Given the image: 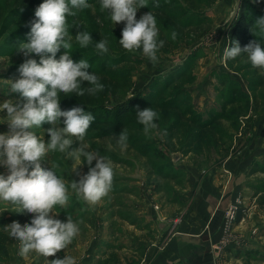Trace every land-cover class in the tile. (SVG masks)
I'll use <instances>...</instances> for the list:
<instances>
[{"label": "rangeland", "instance_id": "rangeland-1", "mask_svg": "<svg viewBox=\"0 0 264 264\" xmlns=\"http://www.w3.org/2000/svg\"><path fill=\"white\" fill-rule=\"evenodd\" d=\"M196 1L202 6L207 2ZM88 2L90 6L78 17H69L75 19L69 31L73 36L84 30L92 32V44L81 48L73 40L71 50L74 60L83 56L89 60V72L95 71L105 85L90 95L92 106L101 105L114 115L117 101L134 99V110L139 106L157 111L158 128L145 133L135 117L125 127L128 147L121 150L113 138L125 128L116 136H107L108 125L96 121L108 113L95 114L86 140L91 149L114 162L111 188L95 203L78 197L70 187L71 181H79L88 172L87 163L74 169L73 161L59 152L49 153L41 161L43 167L58 165V175L68 185L66 206L50 215L61 220L69 215L80 229L66 249L47 259L68 253L77 257V264H157L156 256L173 238L184 237L189 241L186 249L194 257L191 261L264 264V71L248 65L247 60V68L232 71L222 58L242 7L264 16V0H212L204 12L212 20V29L200 37L189 34L192 29L186 27L197 16L181 17L179 9L171 11L172 6H184L182 0H147L146 6L138 9L137 19L152 11L159 38L165 41L155 62L140 49H124L118 42L124 22L114 25L106 10L100 9L99 0ZM155 2L165 8L166 16L153 11ZM41 3L0 0V102L11 99L22 103L25 99L3 80L19 77V65L27 57L17 47L27 41L30 16ZM171 17L179 26L171 23ZM103 37L109 41V51L100 54L94 43ZM65 52L61 49L57 59ZM31 55L39 62V54ZM83 85L88 87L89 82ZM235 87L242 93L240 98L232 93ZM158 89L167 92L158 98L153 92ZM67 96H61L62 109L89 108ZM153 101L158 104L150 106ZM162 103L174 108H164ZM6 116L7 110L0 113L4 119L0 132L9 131ZM203 122L206 127L201 126ZM49 127L45 123L35 129L45 142L49 137L43 129ZM78 146L75 142L72 147ZM7 171L0 165V173L6 175ZM15 211L10 202L0 201V214L8 216ZM231 211L235 212L233 220ZM28 215L31 221L35 213ZM8 246L10 257L0 259L1 264H45L46 258L35 252L20 256L19 244L11 238Z\"/></svg>", "mask_w": 264, "mask_h": 264}, {"label": "clouds", "instance_id": "clouds-1", "mask_svg": "<svg viewBox=\"0 0 264 264\" xmlns=\"http://www.w3.org/2000/svg\"><path fill=\"white\" fill-rule=\"evenodd\" d=\"M146 2L99 0V6L106 10L114 25L124 22L119 44L127 50L140 49L155 62L157 51L165 41L159 38L157 17L152 11L137 19L138 9L145 7ZM89 6L88 0H42L30 22L27 41H21L17 47V51L27 57L19 65V77L3 80L25 99L22 103L11 99L0 102V113L7 110L9 127L8 132H0V165L8 170L6 175L0 173V201L10 202L16 213L35 215L30 223L21 225L15 221L0 230L18 242L20 256L27 257L35 252L46 258L45 264H77V257L68 253L51 260L47 257L66 249L80 229L79 223L69 215L67 220L50 215L53 211L58 214L59 208L66 206L68 185L63 176L58 175V165L49 162L51 167H43L41 161L46 160L49 153L59 152L73 161L74 169L87 163L90 166L88 172L79 181H71L70 187L89 203L102 198L113 180L114 162L91 149L86 140L87 130L96 118L93 112L79 105L70 109L60 106L63 95L94 96L105 87L95 71L89 72L92 66L88 59L84 56L79 60L72 58L73 40L81 48L94 42L92 32L84 30L73 36L69 31L75 24V19L70 21L69 17H78ZM252 31L256 40L241 47L238 39H231L223 48L222 58L228 61L243 56L253 67L264 71V16L255 20ZM108 45L106 37L94 43L100 54L109 51ZM61 49L66 52L57 59ZM31 54H39V62ZM84 81L89 82L88 87L82 86ZM129 97H132L131 93ZM135 117L145 133L158 128V113L153 107L137 106ZM3 122L4 119H0V123ZM45 123L51 125L43 129L49 137L47 142L35 131ZM113 139L121 150L126 149L127 129ZM75 142H79V146L73 148Z\"/></svg>", "mask_w": 264, "mask_h": 264}, {"label": "trees", "instance_id": "trees-1", "mask_svg": "<svg viewBox=\"0 0 264 264\" xmlns=\"http://www.w3.org/2000/svg\"><path fill=\"white\" fill-rule=\"evenodd\" d=\"M182 1L185 4L184 6H180V5L172 6L171 11L175 9H179L180 11L179 14L181 17H186V16L190 17L191 15L197 16L196 21L186 24V27L189 30L192 29L191 33L189 34H196L198 37H200L203 34L210 31L212 29V23H211L212 20L209 17H207L204 12L206 9H208L211 6V3H213L212 0H207V2L203 6L200 5L199 2L196 0H182ZM154 4L155 5L152 7L154 9L153 11H156L157 15L160 14L164 16L166 14L165 13L166 11L164 12L165 8H162L158 2H155ZM258 17H260V15L258 13H255L250 7L243 6L241 9V13L239 14L232 28L230 40L238 39L241 44V47H244L250 41L256 40L257 37L252 31V25L254 24L255 20ZM34 18H35L34 16H30L31 21ZM178 22H179L178 20L175 21L171 17L172 24H174L175 26H179ZM246 60L247 59L245 57L240 56L235 59H230L226 61V64L230 70L241 72L243 68H247L248 65L252 66L251 63L246 65L244 63L246 62ZM83 87H87V86L83 85ZM153 92L154 94L158 95V98H159V96L167 92V89L165 90L158 89ZM232 93L235 97H238V98H240L242 95L240 89H237L236 87L233 88ZM67 97H73L74 99H76V101L78 100L79 102L87 103L89 108L86 111H92L94 115L97 114L98 112L108 113V115H104L105 117L100 118L98 121H96L97 123L104 122L105 124L108 125V127L104 131V134L107 136H116L119 133L120 129L125 128L128 122L135 119L136 110H134V105H135L134 99L129 101V103L127 102L123 103V101H117L116 107H114L112 111L115 113L113 115L109 113V109H105L101 105L92 106L93 100L90 98V95L88 94H85L84 96L72 94L70 96L68 95ZM155 102L156 101H153L152 103H150V106H152L153 104H158ZM161 106L164 108L166 107L174 108L173 105H169L166 103H162ZM115 119H117V122H113V121H116ZM201 126L206 127L207 122H203ZM241 218H242V214L240 213L237 217V221L238 222L241 221ZM15 221H18L19 223H21V225L30 223L29 215L21 214V213H12L7 216V215L0 214V227L6 226ZM8 244H9L8 235L4 233L2 230H0V259L1 260H8L10 257Z\"/></svg>", "mask_w": 264, "mask_h": 264}, {"label": "crops", "instance_id": "crops-1", "mask_svg": "<svg viewBox=\"0 0 264 264\" xmlns=\"http://www.w3.org/2000/svg\"><path fill=\"white\" fill-rule=\"evenodd\" d=\"M219 204L222 205V203ZM182 235L179 234L178 236ZM188 242L184 237L173 238L168 248L156 256L159 260L157 264H190V262L191 264H202L203 262L200 259L191 261L194 257L186 249V246H188L186 243Z\"/></svg>", "mask_w": 264, "mask_h": 264}, {"label": "built area", "instance_id": "built-area-1", "mask_svg": "<svg viewBox=\"0 0 264 264\" xmlns=\"http://www.w3.org/2000/svg\"><path fill=\"white\" fill-rule=\"evenodd\" d=\"M229 217L233 220L235 217V212L234 211L229 212Z\"/></svg>", "mask_w": 264, "mask_h": 264}, {"label": "water", "instance_id": "water-1", "mask_svg": "<svg viewBox=\"0 0 264 264\" xmlns=\"http://www.w3.org/2000/svg\"><path fill=\"white\" fill-rule=\"evenodd\" d=\"M174 158H175V159H178V156L176 155V156H174ZM160 226H161V227H164L165 225L162 224V225H160Z\"/></svg>", "mask_w": 264, "mask_h": 264}, {"label": "bare ground", "instance_id": "bare-ground-1", "mask_svg": "<svg viewBox=\"0 0 264 264\" xmlns=\"http://www.w3.org/2000/svg\"><path fill=\"white\" fill-rule=\"evenodd\" d=\"M195 245V244H194Z\"/></svg>", "mask_w": 264, "mask_h": 264}]
</instances>
